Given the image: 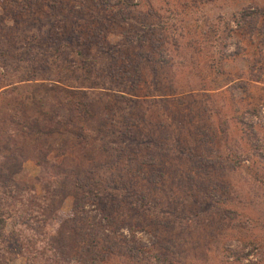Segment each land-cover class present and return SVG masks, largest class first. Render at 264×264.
I'll return each mask as SVG.
<instances>
[{"label":"rangeland","instance_id":"obj_1","mask_svg":"<svg viewBox=\"0 0 264 264\" xmlns=\"http://www.w3.org/2000/svg\"><path fill=\"white\" fill-rule=\"evenodd\" d=\"M41 81L97 108L25 144L3 264H264V0H0V118Z\"/></svg>","mask_w":264,"mask_h":264},{"label":"trees","instance_id":"obj_2","mask_svg":"<svg viewBox=\"0 0 264 264\" xmlns=\"http://www.w3.org/2000/svg\"><path fill=\"white\" fill-rule=\"evenodd\" d=\"M29 95L16 103L17 107L12 108L9 116L0 118L2 124L0 125V264L4 263L5 253L11 250L12 241L7 231L8 219L13 217L16 226L22 225L27 228L28 224L37 220L33 215L36 213L35 211L25 209V206L29 205L25 198L30 194V187L22 184L16 178L27 157L23 152L25 144L35 147L43 144V147L48 151H53L54 145L51 140L55 135L60 134L61 139L68 142L69 135H64L60 131L67 124L74 125L75 123H79L80 129L83 131L86 128L85 120L94 119V112L97 108L96 104L88 97L86 90L62 86L61 82L56 81L48 84L45 81L36 82L33 93ZM134 123L138 124L137 120ZM87 127L88 130L97 131L92 125ZM67 128L69 130V127ZM104 131H107L106 127H100L98 134ZM71 133L73 132L71 131ZM18 143L21 144L18 145ZM15 145H18V148ZM16 151H19L20 155L17 156ZM39 154L43 159V166L48 165L46 154L41 151ZM63 190L70 192L69 187ZM49 192H51L50 189L45 191V193ZM90 192L93 195L96 193L92 189ZM46 196L47 194H44V197ZM88 198L90 199V197ZM19 219H22V222ZM25 220L26 222H24ZM56 245L49 251L54 264H93L89 261L85 262L80 257H69L65 245L60 243L59 239ZM71 249L72 247H69V250ZM30 262H34V260L32 259Z\"/></svg>","mask_w":264,"mask_h":264}]
</instances>
